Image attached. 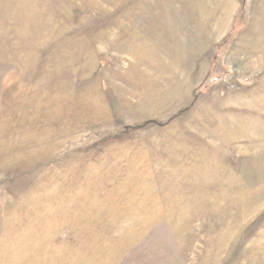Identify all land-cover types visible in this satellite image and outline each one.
I'll return each mask as SVG.
<instances>
[{
  "label": "rangeland",
  "instance_id": "rangeland-1",
  "mask_svg": "<svg viewBox=\"0 0 264 264\" xmlns=\"http://www.w3.org/2000/svg\"><path fill=\"white\" fill-rule=\"evenodd\" d=\"M0 264H264V0H0Z\"/></svg>",
  "mask_w": 264,
  "mask_h": 264
}]
</instances>
